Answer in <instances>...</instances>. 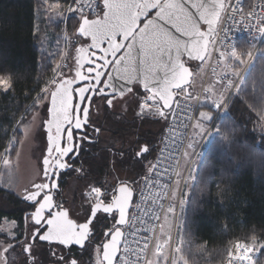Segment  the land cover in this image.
<instances>
[{
	"label": "trees",
	"instance_id": "16d2710c",
	"mask_svg": "<svg viewBox=\"0 0 264 264\" xmlns=\"http://www.w3.org/2000/svg\"><path fill=\"white\" fill-rule=\"evenodd\" d=\"M71 1L0 0V75L9 76L12 81L10 90L5 92L0 89V160L7 155L16 156L23 141L22 126L47 96L46 87L55 79L56 61L42 48L47 32L45 24L48 23L44 15L48 14L46 10L51 4V24L54 25L57 16L61 18L63 15L66 23L61 18L56 30L65 29L71 36L79 38L76 28L81 17L68 12ZM254 1L247 0V5ZM41 17H44V21H41ZM246 41L242 39L236 42L240 61H246L251 51ZM253 56L238 90L228 96L224 103L226 106L220 108L215 121L209 124L212 125V134L207 135V141L200 150L202 153L194 157L196 159L200 154L184 209H180L178 219L182 220V225L180 227L178 220L177 229L180 246L177 252L187 264H221L236 241L251 246L255 253L258 249L255 264H264V40ZM193 63L197 62L190 61L191 67ZM141 94L144 93L141 91ZM203 106L207 107L198 102L197 116ZM210 107L217 112L215 106ZM106 116L116 134L123 135L128 128L143 127L136 116L135 107L130 112L128 124L117 121V114L111 110ZM137 135L143 143L152 144L151 141L157 138L151 129ZM150 144L148 146L152 149ZM90 147L83 150L82 162L87 171L82 179L94 178L97 172L103 170L101 166L109 161L108 154H92L96 145L90 144ZM156 154L154 151L149 160L156 159ZM129 155L130 166L138 168L142 174L148 173L150 164L143 168L138 155ZM125 161L118 159V165L122 167ZM183 164V170L190 165L185 161ZM0 197L10 205L9 208L0 207V217L14 219L22 229V214L27 206L19 202L11 191L6 192L2 188ZM0 237L11 246L7 248L11 262L9 256L3 253L6 264H55L50 253L45 251L43 258L34 262L30 260L16 236L9 239L0 234ZM96 238V241L102 240ZM12 249L15 251L12 252ZM80 251L78 257L86 260L93 250L87 245Z\"/></svg>",
	"mask_w": 264,
	"mask_h": 264
},
{
	"label": "rangeland",
	"instance_id": "374dc122",
	"mask_svg": "<svg viewBox=\"0 0 264 264\" xmlns=\"http://www.w3.org/2000/svg\"><path fill=\"white\" fill-rule=\"evenodd\" d=\"M50 6L46 10L48 14L44 15V17H46L45 19L48 20V23L46 22L47 24H45V30H47V32L45 35V39L43 40L42 48L45 54L55 59L56 66L61 65L62 67H56L54 76L55 79H53L51 81V84L46 87L48 92L47 96H45L43 101L38 104L37 109L32 112V114L26 119L27 122L24 124V126H22L21 131L23 135V141L19 146L18 153L15 157L7 155V157H4L0 160V188L5 189L6 192L11 191L14 196L18 197L17 199L19 200V202L23 203L24 201L22 200V197L24 196V189H26L25 191L30 190L32 184L40 179V158L42 155V150L44 148L43 146L46 136L43 123L48 114L47 108L51 90L55 86L56 80L62 79V77L68 76L70 74L73 66L72 63L75 49L85 41L80 37L76 39L74 36H71L65 29L56 30L57 24L59 23L60 19L62 18L63 22L65 23L66 19L63 15L60 18L59 15L56 17L57 19L54 25H52V20H50L51 18L49 17L51 13V11H49ZM44 17H41V21H44ZM40 23L42 24V22ZM246 42H248V45L251 46V51L248 55L247 60L240 61L236 48L230 54L222 57V59L220 60L222 77L216 80L217 85L214 88L203 95L202 104H205L207 107L203 106L197 116L198 119L194 126V138L192 140L193 142L192 144H190V147L187 150V159H185V164L188 165L190 163L191 166L192 164H194V166H192L193 168H191L187 174L188 178L186 179L184 185V200L181 205V211L184 209L186 200L185 198L190 190V184L195 178V172L197 168L196 161L199 155L202 153L200 151L201 147L204 144L207 135L209 137V135L212 134V125L209 124L215 121L217 113L221 112L219 111L220 108L223 109L226 106L224 103L226 102L228 96L238 90V86L242 81L241 79L249 63H251V61L253 60V55L255 53L253 55L252 53L256 46L254 44L255 42H250L249 40H247ZM207 65V59L201 64L193 63L192 71H194V75L191 81L192 84L190 87V95L187 94L188 96L191 97L193 95L199 94L198 91L202 86V80L207 71ZM143 95L144 94H133V98L125 99L123 103H121L120 105L118 104V106L116 104L114 106V109H112V112L114 114H117V121H124L126 124H128L127 121L131 120L129 119L130 112L133 111L134 107L136 108V116L140 123H142L143 127L134 129L128 128L126 133L123 135L122 133L116 134L117 132L111 129V125L107 121L106 116V113L109 111H107L103 107V100H99L97 102L96 108L99 110V115L94 113L92 117L94 121H96V125L100 127V134L96 143L93 144L96 145V148L93 150L92 154L96 156L108 154V164L102 165L101 168H103V170L101 172H97V175L94 176V178L90 179H82L86 174L87 167L82 163L79 164L77 170H73L72 176L67 175V177L64 179L63 188L61 190L62 194L60 196L63 202L60 201L59 204L69 209L70 215L78 222L85 221V219L89 217L91 206L96 197V193L93 192V189L100 188L102 194L101 200L103 202H110L116 194L115 189L119 184H123L125 182H133L136 176H139L142 173L138 168L134 169L133 166H130V161L128 159L130 158L129 154L136 155L137 151H140L143 145L150 144L141 142L138 137L139 135H137L142 134L143 131H146V129H151V131L155 133L157 138L151 141L153 142L152 144H150L152 149L149 148L150 151H147V153L140 157V159L142 160L143 168L148 167V164H150V168L153 167L156 159H154L153 161L149 159H152L151 157L154 155V151L158 153L162 143V137L166 131L165 129L167 125H169V121L168 118H164L158 113L156 114L154 109H142L141 103L144 100ZM193 100L194 99H191V101ZM208 105L215 106L217 112H213L211 107ZM91 148L92 146L90 147V149ZM195 152L200 154L196 159L193 160L192 163L188 161V159L190 160L191 158H193ZM156 156H158V154H156ZM118 159H126L122 167L118 165ZM5 160L8 161L7 164L4 162ZM133 169L134 171H132ZM9 206L10 205L6 201V199L0 197V207L9 208ZM181 211L179 212V217ZM116 216L117 214L115 213L112 215H108L105 213L98 214V217L92 224L93 235L90 242L87 243V245L90 246L93 251L91 252V257H86V260H84V258L78 257V254H80L82 251H75L70 247L69 249H67L59 243H47L45 246H43L39 241H36L34 245L31 246V257L34 261L39 260L44 257L43 251H45L47 253H50L53 262L57 264H61V257H63V261L66 263H68L69 260L74 259L79 262L78 264H100L102 263L100 259L102 250L101 245H99L98 241H96V237L102 238L101 242H104L106 238L103 237V233L106 229L114 227L112 223H114ZM0 219V234L2 236H4L5 238L8 237L9 239H11L13 236H16V239L18 241H24L23 243H21L22 247L25 243L30 242V234H32L33 232L31 226L34 225L31 218L29 219L27 225H25L23 219L22 229L18 227L19 224L14 219H10L6 216H2L0 217ZM178 220L181 227L182 220ZM178 220L176 223V217L174 218L171 212H166V214L164 215V218L162 220L163 225L159 231L155 249L150 257V264H187L184 258H182L178 253L180 250L179 239L177 237V229L179 224ZM94 226H98L99 228L96 229ZM25 234L26 238L22 239L24 238ZM10 247L11 246H8V244L4 242V240L0 237V264H5V262L7 261L3 252H5L6 257H8L9 251H6V249ZM13 251H15V249H12V252ZM257 251L258 249H256V260L258 256ZM9 259L11 262L10 256Z\"/></svg>",
	"mask_w": 264,
	"mask_h": 264
},
{
	"label": "water",
	"instance_id": "95a60500",
	"mask_svg": "<svg viewBox=\"0 0 264 264\" xmlns=\"http://www.w3.org/2000/svg\"><path fill=\"white\" fill-rule=\"evenodd\" d=\"M225 2L226 0H126L125 7L122 9L124 21L122 26L126 30H129L135 27L137 18L142 16L139 21V27L141 29L138 30L136 42L132 45L130 51L124 53L125 50L122 49L121 52L117 54L116 59L112 60L113 63L111 62L110 65L104 61L106 66L96 75V80L99 81L102 79L101 87H104V80L109 84L114 83L118 88L124 90V96L133 91L134 85H139L143 93L148 92L155 96L157 95L162 106L168 110L173 105L176 96L175 91L184 89L186 94L190 95L194 71H192V67L189 63L191 61L201 64L206 60L209 44L215 36L214 33L223 13ZM102 4L103 13L100 17H103L104 11H106L103 0ZM108 8L109 15H111V2H109ZM145 14L147 15L144 16ZM95 18L96 17H94V19ZM88 19L90 18L88 17ZM81 28L88 29V25L82 23V20L76 28V34L83 40H90L91 44L90 37H83L79 34L78 31ZM142 35L152 37L158 47L142 46L138 39V37ZM117 39L120 41L122 38L118 37ZM103 46L106 47L107 42H105ZM85 50L86 48L83 51ZM91 50L96 51V53L99 51L97 49ZM109 51H111V49H109ZM81 53L79 54L80 60H77L78 62H82L83 55ZM97 55L99 56L98 53ZM109 59L111 60L113 58L110 56ZM104 71L105 77L101 78ZM63 78L72 79L68 76H64L61 80H63ZM83 82L84 81H79L77 79L72 85V89L84 86L82 84ZM91 86L95 88L96 84L93 83ZM59 87L60 85L56 83L51 93L59 89ZM144 89H150V91H145ZM105 91L108 92L110 90L105 89ZM51 93L49 96L48 109L50 108ZM98 95L100 96L99 93H97V96ZM92 97L91 100L93 99ZM107 97L112 98L111 96ZM117 97L120 96L117 95ZM75 101L77 102V94L73 91L72 105ZM48 119H51L50 112ZM46 122L47 120L45 121V130L47 128ZM121 185H126L127 187L121 189L120 193H118L117 189L120 188ZM121 185L117 186V195L113 203H104L110 209H119V211L116 212L118 214L117 217L119 216V219L117 220L116 218L115 221L116 228L114 231L108 230L110 234L109 239L104 241L101 246V260L104 264H115L116 257L120 252V245L123 241V227L126 226L129 216L128 212L134 196V190L127 183ZM54 191L52 193L53 196H55ZM99 198L100 197L97 198V201ZM94 204L95 203L92 204L91 208ZM67 210L69 211V209ZM99 212L103 213L102 211ZM99 212L96 213V216ZM112 213L114 212L110 214ZM69 218L76 220L70 213ZM82 222L84 221L78 223ZM31 241H33V239H31ZM40 242L50 244L59 243L58 241ZM72 246L81 249L85 245L83 247Z\"/></svg>",
	"mask_w": 264,
	"mask_h": 264
},
{
	"label": "snow or ice",
	"instance_id": "6c2138e0",
	"mask_svg": "<svg viewBox=\"0 0 264 264\" xmlns=\"http://www.w3.org/2000/svg\"><path fill=\"white\" fill-rule=\"evenodd\" d=\"M109 2H111L112 8L111 15H109ZM103 3L106 9L104 16L100 17L97 15L95 19H88L86 15H83V5H78L76 8L71 7L69 10L70 12L78 11L81 13L82 23L87 24L88 29L81 28L78 32L83 37H90L91 44L87 45L86 50L81 53L84 57L82 62H78L80 60L78 56L75 78L56 80V83L60 87L51 93L50 108L48 109L51 119H48L46 122L48 147L43 159L44 176L47 182L34 184L33 190L23 198L34 209V212L31 214L34 224V234L31 238L33 240L58 241L61 245L65 246L75 245L83 247L86 242L90 241L93 235L92 221L95 219L96 213L102 211L103 213L110 214L111 212L119 211L118 208H108L102 201L98 200L91 208L90 218L85 219L82 223H78L76 220L69 218V211L67 209L62 208L59 203L54 202V196L52 194L58 188L57 180L59 172L71 167L67 163L66 158L69 157V154L77 156L79 154L80 143L87 138V134L80 135V133L84 132L86 127H90L89 104L92 95L99 93L105 97L111 96L112 98L106 101L108 105H112L117 95L120 97L125 95L123 89L118 88L114 83H106L105 80L103 81L104 87H97L102 83V79L97 81L96 73L104 67V64H97L96 61H105L110 65L122 49L125 50L124 53L130 51L132 45L136 42L137 32L141 29L139 27V21L142 16L137 18L135 27L126 30L122 26L124 22L122 9L125 7L126 0H103ZM118 37L122 39L118 41ZM138 39L144 47H158L152 37L142 35ZM105 42H107L106 47L103 46ZM81 48H85V46L79 47L78 50ZM91 49L99 50L101 55L97 56L96 51H91ZM109 56L113 59L110 60ZM85 64L88 65L86 70L87 74L83 71ZM56 67L60 68L62 66L57 65ZM102 77H105V71ZM77 79L86 83L82 87L72 89V85ZM93 83L96 84L95 88L91 86ZM11 88V78L0 75V89L7 92ZM105 89H109L110 91L106 92ZM144 90L150 91V89ZM73 91L77 94L78 102L75 108L72 105ZM81 105L83 107H80ZM143 108H145V102L142 105ZM81 116L83 119H81ZM74 130L77 133L75 138ZM93 131H98V129H93ZM147 151L148 146L144 145L137 155L142 156ZM4 162L6 164L8 163L7 160ZM126 187V185H121L117 189L118 193ZM93 192L99 194L101 193V189L95 188ZM118 219L119 216L117 217ZM105 234H109L108 230H106ZM30 250L31 244H28L26 252L30 254ZM61 264H64L63 257H61ZM68 264H76V261L69 260Z\"/></svg>",
	"mask_w": 264,
	"mask_h": 264
},
{
	"label": "built area",
	"instance_id": "2783aa9c",
	"mask_svg": "<svg viewBox=\"0 0 264 264\" xmlns=\"http://www.w3.org/2000/svg\"><path fill=\"white\" fill-rule=\"evenodd\" d=\"M101 3L102 0H76V2L72 0L70 6L76 8L78 5H83V15L96 17L103 12ZM74 12L81 16L80 12ZM214 35L209 44L206 56L207 71L198 95L190 97L184 89L175 91L177 99L172 105L173 108L168 111L152 93L143 95L141 108L145 102L144 110L154 109L156 114L169 119L167 137L166 139L164 137L160 150L165 155L170 152L175 153L177 161L174 160V164L187 159L185 152L193 139L197 119L192 104L201 103L203 95L217 85L216 80L222 77L220 69L222 57L233 52L236 42L242 39L255 42L253 55L264 40V0H255L250 6L247 5V0H226ZM150 96L154 97L155 102L149 101ZM196 153L188 161L193 162ZM188 172L189 169L180 174L171 166L151 171L140 177L141 183L136 190L142 207L127 220L124 241L116 257V264H149L163 225V216L160 217L159 214L180 212ZM230 252L228 264H255L254 250L245 244L237 242Z\"/></svg>",
	"mask_w": 264,
	"mask_h": 264
},
{
	"label": "flooded vegetation",
	"instance_id": "af4514ba",
	"mask_svg": "<svg viewBox=\"0 0 264 264\" xmlns=\"http://www.w3.org/2000/svg\"><path fill=\"white\" fill-rule=\"evenodd\" d=\"M83 40V39H82ZM85 41H84V43H82L81 45H79V47H81V46H85V48L87 47V45H89L90 44V40H88V39H84ZM85 48H81V49H79L78 50V46H77V48L75 49V53H74V56H73V66H72V69H71V71H70V74L68 75V77H70V78H74L75 77V71H76V65H77V60H78V56H79V54L85 49ZM92 51V50H91ZM99 55H101V53L98 51L97 52ZM98 56V55H97ZM110 57V56H109ZM84 59V57L82 58V60ZM81 60V61H82ZM96 63L97 64H99V63H102V64H104V67L106 66V63L104 62V61H99V60H97L96 61ZM112 63H113V61H112ZM87 67H88V65L87 64H85L84 65V68H83V71H84V73L85 74H87ZM104 67L103 68H101L97 73H96V75H98L103 69H104ZM86 82H83L82 84L84 85ZM101 85V84H100ZM100 85H98L97 87H101ZM140 92H141V90H140V88H139V85H134V87H133V91L131 92V93H129L128 95H126V96H123V97H115V99L113 100V103H112V105H108L107 104V99H110L109 97H105V96H102V95H98L97 96V93H94V95H93V99L91 100V103H90V105H89V125H90V127H86L85 128V130H84V132H82V133H80V135H85V134H87V138L85 139V140H83L81 143H80V147H79V154L77 155V156H73V154H69V157L68 158H66V160H67V163H69L70 165H71V167H69L68 169H66V170H62V171H60L59 172V176H58V180H57V183H58V188L54 191V193H55V196H54V200H55V202L56 203H60V201L61 202H63V200H62V198L60 197L61 196V190H62V188H63V183H64V179L67 177V175L68 176H72V173H73V170H77V168L79 167L78 165L79 164H83V162H82V154H83V150L84 149H87L88 148V146H90V144H95L96 143V141H97V139H98V137H99V132H100V127H98L97 125H96V121H94V119H93V115H94V113H96L97 115H99V110L96 108V106H97V102L99 101V100H103V107L107 110H111L112 111V109H114V106L117 104V106H118V104L120 105L121 103H123L124 102V100L125 99H128V98H133L134 96H133V94H140ZM76 107V101H75V104H74V106H73V108H75ZM81 107H83V106H81ZM103 108V109H104ZM48 109V108H47ZM73 115H75V113H73ZM47 118H48V114H47ZM46 118V119H47ZM45 119V120H46ZM81 119H83V117L81 116ZM45 120H44V122H45ZM44 124V123H43ZM93 129H98V131H93ZM44 132H45V143H44V148H43V150H42V155H41V163H40V167H41V173H40V179H38V181H36L35 183H33L32 184V186L30 187V190H28V191H25L26 189H24V191H23V197H22V200L24 201V204H25V206H27L26 208V211L24 212V214H23V218H24V223H25V225H27L28 224V221H29V219L31 218V213L33 212V208L30 206V203L29 202H27L25 199H23L24 197H26V195L29 193V192H31L32 190H33V186H34V184H37V183H42V182H47V180H46V178H45V176H44V165H43V159H44V157H45V155H46V149H47V147H48V141H47V132H46V130H45V124H44ZM76 135H77V133H76V131L74 130V138L76 137ZM89 141H91V142H89ZM74 142H75V139H74ZM148 151H149V146H148ZM137 153H138V151H137ZM137 153H136V155H137ZM146 154V153H145ZM145 154H143V155H145ZM142 155V156H143ZM141 156V157H142ZM139 157V156H138ZM140 158V157H139ZM142 174V173H141ZM140 174V175H141ZM145 174V173H144ZM144 174H142V175H144ZM139 175V176H140ZM141 175V176H142ZM139 176H136V178L134 179V181L133 182H131V187L133 188H135V189H137V187L139 186V182H138V179L141 177H139ZM136 195H137V193H135V197H136ZM62 208H65V207H63V206H61ZM90 216V215H89ZM31 220H32V218H31ZM32 223H33V220H32ZM93 224V223H92ZM23 228V227H22ZM31 229H33V232H32V234H30V238H29V241L30 242H28V243H25L24 244V246L22 247V251L24 252V253H26V255H27V257L30 259V260H33L32 259V257H31V253L29 254L28 252H26V247H27V245L28 244H31V246L32 245H34V243L36 242V241H38V239L37 240H33L34 242L32 243V241H31V238H32V236H33V234H34V225L33 226H31ZM26 238V234L24 235V238H22V239H25ZM102 240H100V241H98V244H100V242H101ZM17 242V241H16ZM21 243H23L24 241H20ZM40 242V241H39ZM40 243H42V242H40ZM43 244H45L46 245V243H43ZM87 247V244H86V246L84 247V248H86ZM84 248H82V249H84ZM79 250V249H78ZM80 251V250H79ZM71 260H74V259H71ZM76 261V264H78L79 262L77 261V260H75ZM33 262H34V260H33ZM55 264H57V263H55ZM64 264H68V263H66V262H64Z\"/></svg>",
	"mask_w": 264,
	"mask_h": 264
},
{
	"label": "bare ground",
	"instance_id": "6f19581e",
	"mask_svg": "<svg viewBox=\"0 0 264 264\" xmlns=\"http://www.w3.org/2000/svg\"><path fill=\"white\" fill-rule=\"evenodd\" d=\"M102 4V3H101ZM70 5H71V2H70ZM69 5V9H68V11L70 10V6ZM102 8H103V4H102ZM69 13H71L70 11H69ZM72 13H75V12H72ZM103 13V12H102ZM102 13L99 15V16H101L102 15ZM87 17H89L90 19H94V17H92V16H88V15H86ZM79 17H81V16H79ZM82 20V19H81ZM213 39V38H212ZM211 43V42H210ZM102 84V83H101ZM176 95V94H175ZM155 98H157V99H159L158 97H157V95L156 96H154ZM154 97L153 96H150V98H149V100H150V102L152 101V102H155V99H154ZM176 99H177V95L175 96V99H174V102L176 101ZM159 101H160V99H159ZM173 102V103H174ZM77 103V102H76ZM90 103H91V101H90ZM160 103H161V101H160ZM75 104V103H74ZM74 104H73V106H74ZM90 105V104H89ZM162 105V104H161ZM192 106L194 107V109L196 110V112H197V107H198V102H193V104H192ZM162 107V106H161ZM164 108V107H163ZM173 108V106H171V108H169L168 110H170V109H172ZM165 109V108H164ZM167 110V109H166ZM167 110V111H168ZM47 112H48V109H47ZM48 118H49V112H48ZM48 118L46 119V120H48ZM45 120V121H46ZM168 121H169V119H168ZM44 124H45V122H44ZM45 127H46V124H45ZM168 127H169V125H167V127H166V131H165V133H164V135H163V139H164V137H165V139H166V137H167V129H168ZM194 138V137H193ZM163 139H162V141H163ZM193 140V139H192ZM191 140V143L190 144H192V141ZM161 141V142H162ZM163 143V142H162ZM162 143H161V146H162ZM190 144H189V146H190ZM144 146V145H143ZM148 146V145H147ZM161 146H160V148H159V151H158V156H157V158H156V161H155V163H154V165H153V167L148 171V173L149 172H151V171H157V170H159V169H162V168H166V167H171V166H173L176 170H178V172L180 173V174H182L184 171H186V170H188V169H190V166H191V164L188 166V167H186L185 168V170H183V167H184V161H182L181 163H176V164H174L175 162H174V160H176L175 159V153H173V152H170V153H168V155H165V154H163L162 153V151L160 150L161 149ZM189 146L186 148V154H187V150H188V148H189ZM138 152H140V151H138ZM186 156V155H185ZM139 157H141V156H139ZM177 161V160H176ZM148 173H146V174H148ZM138 182H139V185H140V183H141V178H139L138 179ZM125 183H127L130 187H131V182L129 183V182H125ZM125 183H123V184H125ZM119 185H121V184H119ZM132 188V187H131ZM116 189H117V187H116ZM116 189H115V191H116ZM133 190H134V195H135V193H137V190L133 187L132 188ZM116 195H117V191H116V194L114 195V197H113V199L110 201V202H103L101 199H102V194L101 193H99V194H96V197H95V201L93 202V203H95V202H97V198L98 197H100L99 198V201H102L103 203H110V204H112L113 203V201H114V199L116 198ZM132 204H131V207H130V210H129V216H128V219L130 218V217H132L134 214H135V212L136 211H138V209H140L141 207H142V202H140V198L139 197H137V195H136V197L135 196H133V199H132ZM67 209V208H66ZM91 212V211H90ZM114 213L115 214H117L115 211H114ZM114 213H112V214H114ZM98 214H101V212H99ZM98 214H97V216L95 217V219L98 217ZM106 214V213H105ZM112 214H108V215H112ZM166 214V213H165ZM164 213H161V214H159V216L161 217V216H163L162 217V220H163V218H164V215H165ZM90 215V214H89ZM118 215V214H117ZM179 215V213L178 214H176V213H174L173 212V216H174V218L176 217V223H177V218L179 217L178 216ZM90 217V216H89ZM88 217V218H89ZM116 218H117V216H116ZM116 218H115V221H116ZM95 219H94V221H95ZM93 221V222H94ZM92 222V223H93ZM115 228H116V226H115V222H114V227L113 228H110V229H108V230H111V231H114L115 230ZM125 229H126V226L125 227H123V241H124V233H125ZM105 233H106V231H105ZM109 236H110V234H108V235H106V234H104V238H106L104 241H106V240H108L109 239ZM91 240V239H90ZM123 241H122V243H123ZM34 241H32V243H33ZM90 242V241H89ZM89 242H87V243H89ZM86 243V244H87ZM104 243V242H103ZM102 243V244H103ZM122 243H121V245H120V247L122 246ZM237 243V241L236 242H233V245H235ZM240 243V242H239ZM86 244H85V246H86ZM102 244H101V246H102ZM241 244H243V243H241ZM245 244V243H244ZM233 245L231 246V248L233 247ZM246 245V244H245ZM64 246V245H63ZM84 246V247H85ZM246 246H248V245H246ZM65 248H67V249H69V247L71 248V247H74V246H69V247H66V246H64ZM83 247V248H84ZM248 247H250L251 248V246H248ZM75 248H77V247H75ZM231 248H230V250H231ZM77 249H79V248H77ZM82 249V248H81ZM81 249H79V250H81ZM101 250H102V247H101ZM230 250L228 251V253H227V258H226V260L222 263V264H228V262H229V260H230ZM253 250V249H252ZM4 253V252H3ZM101 253H102V251H101ZM254 253H255V251H254ZM255 255H256V253H255ZM100 259H101V254H100ZM102 261V260H101ZM100 264H104V262L102 261V263H100ZM115 264H116V262H115ZM149 264H150V262H149Z\"/></svg>",
	"mask_w": 264,
	"mask_h": 264
}]
</instances>
